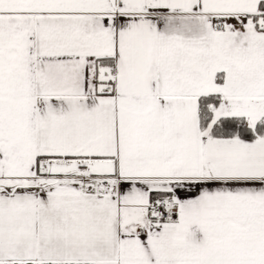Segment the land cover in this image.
<instances>
[{"label":"snow or ice","instance_id":"snow-or-ice-1","mask_svg":"<svg viewBox=\"0 0 264 264\" xmlns=\"http://www.w3.org/2000/svg\"><path fill=\"white\" fill-rule=\"evenodd\" d=\"M0 264H264V0H0Z\"/></svg>","mask_w":264,"mask_h":264}]
</instances>
